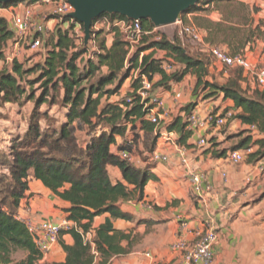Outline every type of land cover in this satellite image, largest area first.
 Listing matches in <instances>:
<instances>
[{
  "label": "trees",
  "instance_id": "obj_1",
  "mask_svg": "<svg viewBox=\"0 0 264 264\" xmlns=\"http://www.w3.org/2000/svg\"><path fill=\"white\" fill-rule=\"evenodd\" d=\"M36 1L20 0L0 4V7L10 9L18 7L21 2L35 4ZM211 11L218 12L222 20L213 22L208 17H198ZM256 12L258 9L252 8L245 0H200L181 15V22L186 24L189 22L187 16L197 15L194 20L197 27L206 32L205 43L226 46L231 51L230 55L235 56L264 37L260 25L253 27V14ZM102 18L129 20L116 14H104L98 19ZM76 25H80L84 32L79 22L69 17L62 19L51 39L45 40L42 62L27 68L26 64L15 61L12 67L5 66L0 71V108L7 104L21 106L24 102L35 103L28 131L13 142L9 155H0V264H111L114 258L131 254L141 241L133 234L115 229L113 220L133 221L131 215L122 211L121 205L145 199V189L153 178L151 165L138 168L132 161L122 159L119 152L132 154L142 138L139 128L144 133V146L150 153L155 150L161 130L178 133V142L182 145L192 137L193 131L182 117L157 129L146 118L147 111L136 96L135 92L140 87L138 79L133 81L127 97L110 102L118 95L132 71L150 81L158 78L154 89L157 87L164 91H170L174 84L192 75L196 79L194 96L208 100L223 95L235 103L236 109L242 110L236 115L237 119L264 133V91L257 88L250 95L251 90L244 89L248 79L243 67H238L233 77L222 85L212 81L205 59L190 55L179 40L171 41L166 35L155 33L157 29L150 20H141L145 35L140 40L142 46L133 55H130L128 43L120 30L113 27L108 33L114 35L112 46L109 47L108 41L102 38L104 31L96 33V40L101 38L99 51L94 54L93 60L80 64L87 51L77 45L72 32ZM14 38L10 23L0 17V60ZM148 51L164 52L166 57L157 59L154 53L146 55ZM167 62L179 69L167 73L164 70ZM103 69L107 72L102 73ZM30 76L34 79L27 81L31 87V91L27 92L24 81ZM37 85L41 91L38 97L35 94ZM56 96L61 97L58 103L64 109L65 119L60 129L46 131L41 122L48 114H43L41 108L46 104L50 107L59 105ZM127 98L133 101L127 103ZM192 108L193 105H190L182 110L186 118ZM1 114L0 119L3 118ZM83 131L89 138L81 146L77 133ZM129 132L134 134L131 142L117 146V138H126ZM247 133H242L240 137ZM253 144L260 145L264 150L263 141L253 142V138L247 136L233 151H248ZM113 146L117 147V153L112 151ZM258 156H264V151L252 155ZM109 167L120 170L124 183L111 180ZM33 179L69 204L62 211L67 214V221L73 222L76 228L69 233H61L59 244L66 254L63 263H42L43 255L36 249L24 224L17 220L21 202L27 198ZM104 215L110 217L93 230L96 218ZM92 232L93 238L88 241L87 235ZM64 235H71L74 243L67 245L62 239ZM125 242L126 247L123 246ZM17 252L25 253L26 258L14 262L12 257Z\"/></svg>",
  "mask_w": 264,
  "mask_h": 264
},
{
  "label": "crops",
  "instance_id": "obj_2",
  "mask_svg": "<svg viewBox=\"0 0 264 264\" xmlns=\"http://www.w3.org/2000/svg\"><path fill=\"white\" fill-rule=\"evenodd\" d=\"M245 3L258 9V12L253 14L254 28L260 25L264 31V2L245 0ZM38 7L31 4L23 10V15ZM12 10L15 15H19L17 12L19 8L17 10L10 8L9 11ZM2 17L11 22L6 15ZM205 17L213 22L222 20V16L216 11ZM56 23L58 24L56 19L47 22L46 28L51 34L54 33ZM198 30L203 36L206 35L203 29ZM256 42L242 52L246 59L244 69L248 83L251 81L249 71L258 63L264 64V37ZM112 43L113 39L108 41V46L111 47ZM219 47L231 54L226 46ZM10 48L11 42L8 43L4 57L0 60V71L5 66L12 67L13 63H10V60L19 62L21 55H17L18 53L23 52V57L30 53L20 50L14 44V49H11L13 52L9 54ZM218 66L221 65L215 63V67ZM222 77L225 81L230 78L225 74L218 76V78ZM195 84L196 79L188 75L181 83L174 84L170 91L162 90L159 96L164 101V107L170 112L171 121L177 117L186 120V113L182 110L190 105H193L192 112L201 120L210 114L216 116L231 114V116L223 128L208 126L194 129L192 137L185 145L178 142L180 138L178 133L161 130L154 152L167 155L169 158L167 163H154L151 160L152 153L145 148L144 133L139 128L138 132L142 138L133 148L132 162L138 168L151 165L153 178L145 189V199L142 202L133 201L121 205L122 211L131 215L133 221L113 220V224L119 231L133 236L140 235L141 241L131 254L118 256L116 258L123 259L114 263L116 259L114 258L111 264H147L143 257L146 252L154 255L156 264L172 263L176 255L171 252L170 246L178 238V222L181 217L187 224L186 232L182 236L188 241H194L196 233L202 229L205 222L210 221L217 229L219 239L214 249V264H264V156L252 157L258 151L264 150L260 145L253 144L252 154H248L244 149L237 150L244 153V159L238 164L232 162L233 149L238 146L242 138L251 136L253 142H264V133L237 119L236 115L242 110L236 109L235 103L225 99L223 95L208 100H204L202 96H194ZM243 87L246 89L247 84ZM257 88L262 91L259 86ZM252 93L249 92L250 95ZM116 101H118L116 96L110 100V102ZM137 126L141 125L137 124ZM245 132L248 133L240 137ZM133 135L129 132L126 138H117V146L126 141L131 142ZM154 135H157L156 131ZM203 139L207 141L204 147L199 145V141ZM180 147L187 149L186 166L178 154ZM112 151L117 153V147L113 146ZM223 153L226 154L224 157L218 156ZM189 171H198L206 175V185L211 191L204 195L203 201L192 193L188 179ZM109 175L114 183H124L118 168L109 167ZM26 196L27 198L21 202L19 210L21 214H31L37 222L48 221L60 224L67 220V214L62 209L68 208L69 204L54 196L40 181L31 180L30 191ZM149 206L151 208H148ZM109 217L104 215L96 218L93 230ZM62 239L67 245L74 243L71 235H64ZM123 246L126 247L127 243H123ZM65 258L66 254L58 243L53 246L42 263H63Z\"/></svg>",
  "mask_w": 264,
  "mask_h": 264
},
{
  "label": "built area",
  "instance_id": "obj_3",
  "mask_svg": "<svg viewBox=\"0 0 264 264\" xmlns=\"http://www.w3.org/2000/svg\"><path fill=\"white\" fill-rule=\"evenodd\" d=\"M35 5H51L52 15L59 21H62L64 17H69L75 12L74 7L66 0H37ZM32 17V12L27 11L23 16L15 15L10 22L11 29L15 33V46L19 47L22 51H28L30 53L37 52L43 47L44 36L48 33L46 26L34 21ZM177 23L181 24L182 22L178 21ZM111 27L118 28L122 34L126 35L125 41L128 43V48L129 44H138L145 35L142 29L141 20L129 19L111 21L102 18L96 19L93 22L89 43L91 44L96 40V33L102 31L104 28L110 29ZM179 35L182 38L188 36L193 43L201 44L204 50L215 59L216 63L223 65L226 68H245L246 59L243 53L231 56L227 51L220 47L208 45L204 41L203 33L198 29L182 25ZM18 55H21V53H18ZM10 63H14V61L10 60ZM164 70L167 73H171L172 66L164 65ZM256 78L258 86L264 91V68L256 74ZM136 79L140 81V87L135 93L137 98L140 99L143 104L145 111H147L146 118L151 123L155 124L157 129L164 128L171 122V115L164 107L163 99L155 93L154 81H150L146 76H138ZM126 100L127 103L133 101L132 98H127ZM230 116L231 114L228 116H216L210 114L205 119L201 120L194 112H192L187 116L186 121L189 124V129L191 131L196 128H205L208 126L223 128ZM199 145L204 147L207 145V141L203 139L199 141ZM247 153L252 154L253 148H250ZM178 154L182 159V163L186 166V147H180L178 149ZM119 156L130 162L133 159L131 155L124 152H119ZM243 159V152L235 151L232 153L233 163L238 164ZM151 160L154 163H167L169 158L167 155L154 152L151 154ZM188 179L192 187L193 195L203 201L204 195L211 191L210 187L206 185V175L198 171H189ZM148 208H151V206ZM17 220L26 227L32 237L36 249L43 255V260L52 251L53 246L59 243L61 233H69L76 228V225L73 222L67 220L62 221L60 224H53L48 221L37 222L31 214H21L20 212L17 215ZM178 225V238L170 246V250L176 255V258L170 264H214V249L219 239L218 231L214 225L210 221L203 223L202 229L196 233V238L192 242L186 240L182 236L187 229V224L182 217L179 218ZM92 238L93 232L87 235L88 241H91ZM143 257L147 261V264H156L152 253L146 252L143 254Z\"/></svg>",
  "mask_w": 264,
  "mask_h": 264
},
{
  "label": "rangeland",
  "instance_id": "obj_4",
  "mask_svg": "<svg viewBox=\"0 0 264 264\" xmlns=\"http://www.w3.org/2000/svg\"><path fill=\"white\" fill-rule=\"evenodd\" d=\"M32 3H24L21 2L19 4L18 7H14V9H18L17 12L19 14V16H23V10H25V8L29 7ZM54 6V5H53ZM10 9H5V8H1L0 7V17L6 15L7 18L11 21V19L15 16V12L9 11ZM32 15H33V20L38 22V23H42L45 26H47V21L50 19H55V17L52 15V6L51 5H42L39 6L37 9H34L31 11ZM8 13H13L12 15H9ZM211 14H213V11H211L210 13H204L202 16H198V17H205V16H210ZM197 15H190L187 16V19H189V22L186 24L183 23H176L174 25L171 26H166V27H162V28H156L157 30L154 31L157 34L160 35H166L168 37L169 40L174 41V40H179L180 44L182 47H184L188 53L194 57L197 58H203L205 59L208 64H209V71L211 73L210 79L212 81H216L218 84L222 85L224 83H226V81L224 80V78H218V76L221 77V75L225 74L228 77H233L234 75V71L237 68H226L223 65L215 67V59L209 54L207 53L203 46L201 44H197V43H193L192 41H190V38L188 36L185 37H180L179 35V31L182 28V25H185L186 27L191 26L194 27L196 29H199L197 27L196 21L194 20L195 17ZM109 20V19H108ZM181 20V18H180ZM58 24L56 23L55 25V29L56 27L61 23V21L57 20ZM181 22V21H179ZM254 27V26H253ZM258 27V26H257ZM112 28V27H111ZM110 28V29H111ZM109 28H104L102 31H104V34L102 36V38H105L107 41H110L111 39L114 40V35L113 34H108L110 31ZM55 32V30H54ZM73 35L76 38L77 41V45L79 46V48H83L85 47L87 53L84 54V56L82 57V61L80 62V64L83 63V61H87L90 59H94V54L97 53L99 51V41H101V38L99 40H94L93 43H89L88 45L84 44V32L82 31V28L80 25H76L74 28ZM122 33V32H121ZM53 34H51L50 32H48L45 37H44V46L39 49L38 52H31L28 55L25 54L23 57V53L20 56L19 62L22 64H26V67H31L33 65H35L36 63L42 62L43 61V57L45 55V40H49L51 39ZM123 38H126V35L122 34ZM83 38V39H82ZM262 39V37H260L258 40ZM12 43H14V40L11 42V48H10V53L12 54L14 49V44L12 45ZM254 43H257L256 41ZM83 46V47H82ZM141 43L139 42L138 44H129V50H130V55H133L137 49L139 47H141ZM252 47V45L250 46ZM133 48V49H132ZM253 49V48H251ZM154 53V57L157 59H164L166 57V54L164 52H154V51H148L145 54L146 55H150ZM18 55V54H17ZM258 56V54H257ZM29 57V58H28ZM38 59V60H36ZM30 60H33L32 62H30ZM169 62H167V66H169ZM256 67L251 69V71H249V78H250V82L247 84V88H249V90L254 91L255 89H257L258 83H257V78H256V74L264 68V64L258 63V65H255ZM179 68H173L172 67V72L175 70H178ZM107 70L103 69L102 73H106ZM219 74V75H218ZM138 77V72L137 71H132L130 77L125 81L124 85L122 86L121 90L119 91L118 95H115L116 98L118 99V101H121L122 99H124V97H127L128 94L130 93L131 90V85L133 83V81ZM34 79L32 76H30L28 78V80L26 79V81H24V86L25 89L27 90V92L31 91V87L27 84V81ZM159 79L157 78L154 83H157ZM39 89V85H37L35 87V94L36 97H38L41 93ZM162 90L160 88L155 87V93L157 95H161ZM57 99V104L58 101L61 102V97L60 96H56ZM117 102V101H116ZM35 108V103L33 102H24L23 105L19 106V105H12V104H7L5 105L3 108H0V111L2 112L1 115H3V118L0 119V155L2 154H6L9 155L12 149V145L13 142L18 139V138H22L25 133L28 131V127H29V119L30 116L33 112ZM41 112L43 114H48L47 118L44 119L41 122V126L43 128V130L49 131V130H58L60 129L61 126V122L65 119V115H64V109L62 108V106L56 105V106H48V104L42 106L41 108ZM77 138L79 140V143L81 146H83L87 141H88V135L86 131L83 132H79L77 133ZM1 158V157H0ZM0 172H2V166H0ZM138 238L141 239L140 235H136ZM26 258V254L22 253V252H17L13 255L12 259L14 262H19L22 261ZM123 258H116L114 260V263L119 262V260H121Z\"/></svg>",
  "mask_w": 264,
  "mask_h": 264
},
{
  "label": "water",
  "instance_id": "obj_5",
  "mask_svg": "<svg viewBox=\"0 0 264 264\" xmlns=\"http://www.w3.org/2000/svg\"><path fill=\"white\" fill-rule=\"evenodd\" d=\"M20 0H0V4ZM75 12L69 17L84 28V44L92 34V24L104 14L120 15L130 20H150L156 28L171 26L200 0H66Z\"/></svg>",
  "mask_w": 264,
  "mask_h": 264
}]
</instances>
